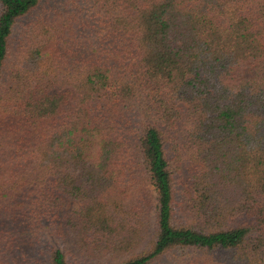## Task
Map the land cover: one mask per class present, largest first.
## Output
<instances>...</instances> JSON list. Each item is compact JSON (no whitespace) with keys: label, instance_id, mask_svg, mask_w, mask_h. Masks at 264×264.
Returning <instances> with one entry per match:
<instances>
[{"label":"trees","instance_id":"obj_1","mask_svg":"<svg viewBox=\"0 0 264 264\" xmlns=\"http://www.w3.org/2000/svg\"><path fill=\"white\" fill-rule=\"evenodd\" d=\"M170 254L264 264V0H0V264Z\"/></svg>","mask_w":264,"mask_h":264},{"label":"rangeland","instance_id":"obj_2","mask_svg":"<svg viewBox=\"0 0 264 264\" xmlns=\"http://www.w3.org/2000/svg\"><path fill=\"white\" fill-rule=\"evenodd\" d=\"M55 2H51L48 6H54ZM15 37L17 38V31H16V35ZM16 44V42H15ZM239 74L241 77H249L251 76L252 74V70L251 68H243L241 70H239ZM80 204L78 202H75V201H71V203L69 204V209L71 211H75V210H78L80 208ZM178 255H180V253H178ZM177 255H168L167 257H165L161 262H159L158 264H176L177 263ZM199 257H202V254H200L198 256ZM14 258V256H8L7 258V261L11 263V260ZM202 259V258H201ZM6 261V262H7Z\"/></svg>","mask_w":264,"mask_h":264}]
</instances>
